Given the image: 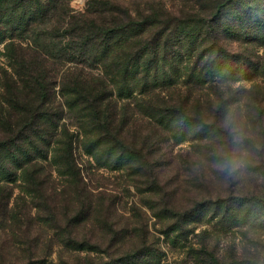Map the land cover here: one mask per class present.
Here are the masks:
<instances>
[{"label": "trees", "instance_id": "1", "mask_svg": "<svg viewBox=\"0 0 264 264\" xmlns=\"http://www.w3.org/2000/svg\"><path fill=\"white\" fill-rule=\"evenodd\" d=\"M179 1L187 6L176 14L140 8L133 15L116 0H87L83 12H74L69 0H0V181L20 178L25 192L43 199L45 164L55 165L82 195L64 113L82 134L87 154L134 172L150 165L146 135L132 141L123 135L131 121L176 140L235 150L222 116L228 106L241 111L246 89L233 81L257 75L264 82V53L253 46L264 50V0ZM240 61L242 77L232 68ZM255 87L245 114L263 138L264 91L261 84ZM146 183L147 205L157 219L167 220L163 232L173 245L206 225L196 235L198 244L187 247L192 263L264 264V196H205L180 209L162 193L157 177ZM234 229L238 240L232 235L220 248ZM158 255L153 244L143 243L110 264H147Z\"/></svg>", "mask_w": 264, "mask_h": 264}, {"label": "rangeland", "instance_id": "2", "mask_svg": "<svg viewBox=\"0 0 264 264\" xmlns=\"http://www.w3.org/2000/svg\"><path fill=\"white\" fill-rule=\"evenodd\" d=\"M116 2L133 15L140 8L144 11L166 8L176 14L177 10L187 6L179 0ZM86 3L87 0H69V7L74 12H83ZM0 40L3 39L0 37ZM3 45L4 40L0 50ZM236 45H231V50H235ZM253 46L257 54L264 53L258 43ZM4 62L0 52V67ZM241 64L240 61L232 66L240 71V77L244 76ZM262 80L261 76L255 75L253 80L243 77L231 83L233 87L246 89L241 93V111L232 112L246 135L244 143L236 145L235 150H247L251 160L248 168L236 179L214 167L218 152L225 146L211 143L204 147L203 143L189 137L176 140L166 132L158 130L155 133L148 125L140 128L138 121L136 124L131 121L123 135L128 141L136 135H146L149 170L134 172L123 165L98 162L84 151L82 134L64 113L61 121L73 132L74 157L85 189L82 195L76 194V186L58 174L54 164L53 167L45 164L50 176L47 175V193L43 199H33L25 192L20 178H3L0 181V264H110L143 243L153 244L159 252L158 258L151 257L147 264H194L185 257L187 247L198 244L196 235L206 225L194 228L188 241L173 245L163 232L167 220L157 219L147 205L151 193L146 190L149 187L146 182L157 177L163 186L162 193H166L180 209L191 207L205 196L229 193L264 196V145H261L264 137H260L258 127L252 126L245 114L248 99L253 101L255 89H258L255 86L261 84L264 91ZM2 83L0 81V92L3 91ZM2 98L0 94V103ZM247 105L250 109L253 104ZM249 140L254 143H248ZM258 145L263 148L262 155H259ZM233 232L221 239L220 248L226 247L232 235L238 240V233L235 229ZM79 245L84 248H78Z\"/></svg>", "mask_w": 264, "mask_h": 264}, {"label": "clouds", "instance_id": "3", "mask_svg": "<svg viewBox=\"0 0 264 264\" xmlns=\"http://www.w3.org/2000/svg\"><path fill=\"white\" fill-rule=\"evenodd\" d=\"M222 121L225 130L231 138L233 145H241L246 139V135L238 120L235 118L231 106H228L223 113ZM250 154L247 150H232L227 146L222 147L217 154L214 167L226 176L239 178L250 165Z\"/></svg>", "mask_w": 264, "mask_h": 264}]
</instances>
